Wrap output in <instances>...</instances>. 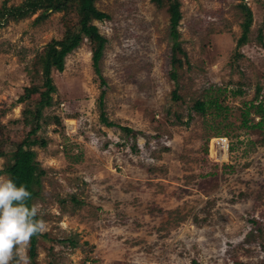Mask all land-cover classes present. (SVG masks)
I'll use <instances>...</instances> for the list:
<instances>
[{
    "label": "rangeland",
    "instance_id": "374dc122",
    "mask_svg": "<svg viewBox=\"0 0 264 264\" xmlns=\"http://www.w3.org/2000/svg\"><path fill=\"white\" fill-rule=\"evenodd\" d=\"M178 1L186 56L167 0H97L109 15L93 22L107 39L100 72L89 40L52 70L35 203L45 233L76 246L42 238L30 264H264V0H243L253 22L241 45V0ZM41 11L0 27V170L31 130L39 94L20 97L42 88L46 47L79 22Z\"/></svg>",
    "mask_w": 264,
    "mask_h": 264
},
{
    "label": "trees",
    "instance_id": "16d2710c",
    "mask_svg": "<svg viewBox=\"0 0 264 264\" xmlns=\"http://www.w3.org/2000/svg\"><path fill=\"white\" fill-rule=\"evenodd\" d=\"M97 0H25L18 6H3L0 9V27L10 20H20L41 11V15L37 18V21L48 18L51 13L65 12L69 14L74 11L78 14L79 22L77 27L66 20V32L61 40H55L46 47L44 51V58H42L41 64L43 67V84L42 90L37 87L27 88L24 95L20 97V102L30 99L33 94H39V100L35 111L30 113L31 119L28 117L26 121L31 123V130L27 134V137L21 142H17L14 145V149L11 151L10 162L4 165V169L0 170V175L6 174L11 178L17 186L26 185L27 190L31 193V199L27 201L31 206L35 203V200L40 196L42 188V177L46 174V171L41 167L37 160V152L34 150V146L46 147L48 142L38 137V131L41 129V119L43 118V111L47 107L53 106V94L57 91V87L52 78V70L58 71L64 70L65 59L75 49L79 48L85 40H89L92 44L93 51V65L96 72H100L99 61L103 55V50L107 39L100 34L98 27L93 24L94 21H104L109 18V15L98 10L95 6ZM240 3L242 12L244 15V21L242 23V35L239 39V44H243L247 41L250 29L253 22V12L246 6L241 0ZM159 6L164 5V0H154ZM169 4L168 11L170 13V35L174 40V49L186 56V53L181 49L180 43L177 42L179 38L178 26L182 18L180 11V2L178 0H167ZM51 12V13H49ZM103 95V93H102ZM101 95V97H102ZM175 98L178 96L175 94ZM59 104V103H58ZM196 111L205 113L207 103L204 101H196L194 104ZM261 109V106H260ZM259 113L263 111L257 110ZM101 122L106 126H113L114 123L110 122L105 113L101 112ZM127 132H131L127 129ZM4 135H0V157H8V154L4 151L5 144ZM74 202L77 199L73 198ZM40 218V215L38 216ZM42 238H49V240L58 241V239H52L48 233L38 234L32 237L30 242V255L34 258L36 256L37 244ZM58 243L62 244L65 248L68 246H76V243L71 239H60ZM69 244V245H67ZM36 264V263H35Z\"/></svg>",
    "mask_w": 264,
    "mask_h": 264
},
{
    "label": "clouds",
    "instance_id": "9594fccd",
    "mask_svg": "<svg viewBox=\"0 0 264 264\" xmlns=\"http://www.w3.org/2000/svg\"><path fill=\"white\" fill-rule=\"evenodd\" d=\"M26 185L17 186L0 175V264H30L27 254L33 236L47 231V222L38 218L40 204L31 206Z\"/></svg>",
    "mask_w": 264,
    "mask_h": 264
},
{
    "label": "built area",
    "instance_id": "2783aa9c",
    "mask_svg": "<svg viewBox=\"0 0 264 264\" xmlns=\"http://www.w3.org/2000/svg\"><path fill=\"white\" fill-rule=\"evenodd\" d=\"M221 141L223 142V139H221ZM222 142L220 143V140H219L218 145H221V144H223V143H224L223 145H225V142H223V143H222ZM223 145H222V146H223ZM222 146H219V148L221 147V148H220L221 151H223V147H222ZM226 148L228 149V146H227V145H226Z\"/></svg>",
    "mask_w": 264,
    "mask_h": 264
},
{
    "label": "bare ground",
    "instance_id": "6f19581e",
    "mask_svg": "<svg viewBox=\"0 0 264 264\" xmlns=\"http://www.w3.org/2000/svg\"><path fill=\"white\" fill-rule=\"evenodd\" d=\"M224 146H226V144L222 146V147H223V150H224V148H225ZM225 151H226V148H225ZM220 154L222 155V152H221Z\"/></svg>",
    "mask_w": 264,
    "mask_h": 264
}]
</instances>
